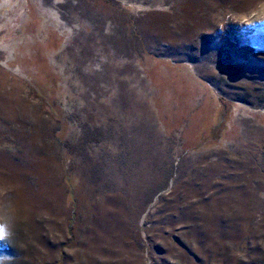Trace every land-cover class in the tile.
Wrapping results in <instances>:
<instances>
[{
	"label": "rangeland",
	"instance_id": "rangeland-1",
	"mask_svg": "<svg viewBox=\"0 0 264 264\" xmlns=\"http://www.w3.org/2000/svg\"><path fill=\"white\" fill-rule=\"evenodd\" d=\"M0 175L4 264H264V0H0Z\"/></svg>",
	"mask_w": 264,
	"mask_h": 264
},
{
	"label": "clouds",
	"instance_id": "clouds-1",
	"mask_svg": "<svg viewBox=\"0 0 264 264\" xmlns=\"http://www.w3.org/2000/svg\"><path fill=\"white\" fill-rule=\"evenodd\" d=\"M23 185L14 177L0 175V240L11 239L27 205L22 200Z\"/></svg>",
	"mask_w": 264,
	"mask_h": 264
},
{
	"label": "snow or ice",
	"instance_id": "snow-or-ice-1",
	"mask_svg": "<svg viewBox=\"0 0 264 264\" xmlns=\"http://www.w3.org/2000/svg\"><path fill=\"white\" fill-rule=\"evenodd\" d=\"M0 232H3V229L0 228ZM3 241V240H0ZM6 260V257L4 255H0V264H4V261Z\"/></svg>",
	"mask_w": 264,
	"mask_h": 264
},
{
	"label": "trees",
	"instance_id": "trees-1",
	"mask_svg": "<svg viewBox=\"0 0 264 264\" xmlns=\"http://www.w3.org/2000/svg\"><path fill=\"white\" fill-rule=\"evenodd\" d=\"M224 115H221V118H223ZM215 128V126L211 129V132L213 131V129Z\"/></svg>",
	"mask_w": 264,
	"mask_h": 264
},
{
	"label": "bare ground",
	"instance_id": "bare-ground-1",
	"mask_svg": "<svg viewBox=\"0 0 264 264\" xmlns=\"http://www.w3.org/2000/svg\"><path fill=\"white\" fill-rule=\"evenodd\" d=\"M101 115V114H100ZM97 119V118H96ZM102 122V121H101Z\"/></svg>",
	"mask_w": 264,
	"mask_h": 264
}]
</instances>
